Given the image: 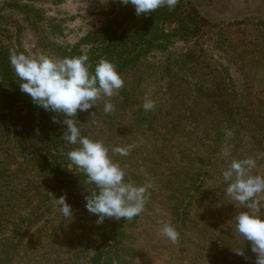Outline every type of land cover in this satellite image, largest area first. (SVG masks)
<instances>
[{
  "label": "rangeland",
  "instance_id": "1",
  "mask_svg": "<svg viewBox=\"0 0 264 264\" xmlns=\"http://www.w3.org/2000/svg\"><path fill=\"white\" fill-rule=\"evenodd\" d=\"M184 2L205 24H166L167 38L121 75L118 94L74 120L108 147L126 182L151 184L143 212L126 220L116 264H256L233 221L248 209L225 193L223 172L253 158L249 174L264 176V0ZM132 10L120 0H0V43L30 57L89 58L97 50L91 34ZM146 96L154 110L143 109ZM106 103L114 110L106 113ZM43 139L36 133L29 142ZM129 145L127 156L112 152ZM61 147L68 154L77 145L63 139ZM29 158L0 135V264H89L101 243L98 217L85 208L95 187L57 189ZM50 194L66 196L73 217ZM248 211L264 215V194L260 212ZM164 224L178 242L160 232Z\"/></svg>",
  "mask_w": 264,
  "mask_h": 264
},
{
  "label": "clouds",
  "instance_id": "2",
  "mask_svg": "<svg viewBox=\"0 0 264 264\" xmlns=\"http://www.w3.org/2000/svg\"><path fill=\"white\" fill-rule=\"evenodd\" d=\"M120 3L134 6L139 16L165 6L172 10L178 0H120ZM10 64L21 81V91L29 95L36 106L66 117L63 121L66 126L63 139L68 144L77 145L68 152V159L83 171L89 183L96 186L97 191L85 197V208L98 217L97 223H103L105 218L132 220L142 213L151 184L137 186L131 181L126 182L124 170L112 160L108 147L102 141L83 136L74 120L78 110L86 112L96 107L98 99L102 96L111 98L124 86L115 65L101 59L93 71L86 55L53 59L46 55L30 57L15 51L10 52ZM142 106L145 111H151L156 104L146 96ZM113 110L112 103L104 105L106 113ZM53 122L58 121L54 118ZM131 149V145L116 147L112 152L127 156ZM254 167L256 160L253 158L234 160L223 172V179L228 196L246 209L259 213L264 194V176L250 175ZM51 197L64 217H73L66 196ZM248 210L235 216V231L251 242L252 251L257 255L256 264H264V215L252 214ZM160 232L172 243L179 240V232L171 224H164ZM236 254L243 255V251Z\"/></svg>",
  "mask_w": 264,
  "mask_h": 264
},
{
  "label": "trees",
  "instance_id": "3",
  "mask_svg": "<svg viewBox=\"0 0 264 264\" xmlns=\"http://www.w3.org/2000/svg\"><path fill=\"white\" fill-rule=\"evenodd\" d=\"M132 12L129 18L123 14L120 19H115V25L91 34L97 50L88 58L90 70L94 71L96 64L105 59L115 65L121 76L152 50L157 42L167 38L163 33L166 24L184 23L185 20L195 26L205 24V20L195 10L187 12L184 0H178L172 10L165 6L147 15L138 16L135 10ZM190 15L198 20L191 19ZM126 19H130V22L124 25ZM20 83L10 64V51L0 43V135L14 141L23 156L30 157L29 161L40 165V173L48 184L53 183L57 189H63L72 182H78L93 186L97 191L82 170L68 168L70 160L61 147L66 117L62 113L36 106L31 97L21 91ZM54 118L58 122L54 123ZM36 133H42L44 139L30 143ZM125 226L126 220L118 221L115 218H105L103 223L98 224L97 234L101 243L94 249L89 264H116Z\"/></svg>",
  "mask_w": 264,
  "mask_h": 264
}]
</instances>
